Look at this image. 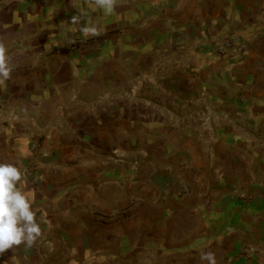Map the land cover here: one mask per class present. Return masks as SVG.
I'll return each instance as SVG.
<instances>
[{"label": "crops", "instance_id": "crops-1", "mask_svg": "<svg viewBox=\"0 0 264 264\" xmlns=\"http://www.w3.org/2000/svg\"><path fill=\"white\" fill-rule=\"evenodd\" d=\"M0 43V264H264V0H0Z\"/></svg>", "mask_w": 264, "mask_h": 264}, {"label": "clouds", "instance_id": "clouds-1", "mask_svg": "<svg viewBox=\"0 0 264 264\" xmlns=\"http://www.w3.org/2000/svg\"><path fill=\"white\" fill-rule=\"evenodd\" d=\"M91 2L106 14H111L117 0ZM79 19V16L73 17L72 23H78ZM80 30L85 36L97 34L96 29L91 27ZM6 53V46L0 43V84L9 78L12 71ZM23 176L22 170L13 163L0 162V254L22 244L31 247L41 235V227L30 199L31 193L22 188Z\"/></svg>", "mask_w": 264, "mask_h": 264}, {"label": "built area", "instance_id": "built-area-1", "mask_svg": "<svg viewBox=\"0 0 264 264\" xmlns=\"http://www.w3.org/2000/svg\"><path fill=\"white\" fill-rule=\"evenodd\" d=\"M225 47H226V49H228V50H230V49H232L233 47H234V42H233V40L232 39H227L226 40V42H225ZM224 52H226V51H224ZM246 200H248V199H246ZM249 255H247V257H248Z\"/></svg>", "mask_w": 264, "mask_h": 264}]
</instances>
